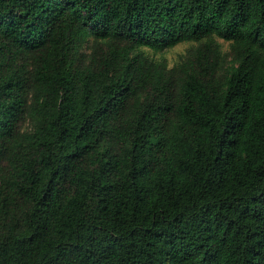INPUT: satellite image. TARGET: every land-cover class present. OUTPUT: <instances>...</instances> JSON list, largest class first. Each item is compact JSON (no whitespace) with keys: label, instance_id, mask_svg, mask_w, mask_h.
I'll list each match as a JSON object with an SVG mask.
<instances>
[{"label":"trees","instance_id":"16d2710c","mask_svg":"<svg viewBox=\"0 0 264 264\" xmlns=\"http://www.w3.org/2000/svg\"><path fill=\"white\" fill-rule=\"evenodd\" d=\"M0 264H264V0H0Z\"/></svg>","mask_w":264,"mask_h":264},{"label":"rangeland","instance_id":"374dc122","mask_svg":"<svg viewBox=\"0 0 264 264\" xmlns=\"http://www.w3.org/2000/svg\"><path fill=\"white\" fill-rule=\"evenodd\" d=\"M219 41L221 42L223 49L227 51L229 48L228 43H225L223 40H219ZM192 46H193L192 43H182L172 49L163 52L149 51V53L150 55L156 57L157 59H162V58L166 59L168 65L170 67H173L174 65L179 63L181 56L185 55L187 50Z\"/></svg>","mask_w":264,"mask_h":264}]
</instances>
